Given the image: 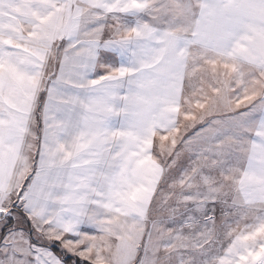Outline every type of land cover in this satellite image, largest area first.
Returning <instances> with one entry per match:
<instances>
[{
    "label": "snow or ice",
    "instance_id": "obj_1",
    "mask_svg": "<svg viewBox=\"0 0 264 264\" xmlns=\"http://www.w3.org/2000/svg\"><path fill=\"white\" fill-rule=\"evenodd\" d=\"M0 264H264V0H0Z\"/></svg>",
    "mask_w": 264,
    "mask_h": 264
}]
</instances>
